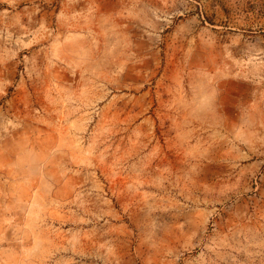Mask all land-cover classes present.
<instances>
[{"label":"rangeland","instance_id":"obj_1","mask_svg":"<svg viewBox=\"0 0 264 264\" xmlns=\"http://www.w3.org/2000/svg\"><path fill=\"white\" fill-rule=\"evenodd\" d=\"M0 264H264V0H0Z\"/></svg>","mask_w":264,"mask_h":264}]
</instances>
